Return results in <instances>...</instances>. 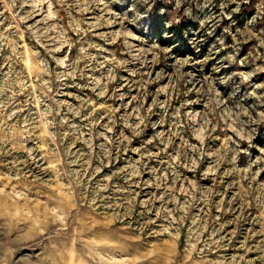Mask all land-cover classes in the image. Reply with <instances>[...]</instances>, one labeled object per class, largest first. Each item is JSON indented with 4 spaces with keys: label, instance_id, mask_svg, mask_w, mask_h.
Returning a JSON list of instances; mask_svg holds the SVG:
<instances>
[{
    "label": "rangeland",
    "instance_id": "374dc122",
    "mask_svg": "<svg viewBox=\"0 0 264 264\" xmlns=\"http://www.w3.org/2000/svg\"><path fill=\"white\" fill-rule=\"evenodd\" d=\"M0 264H264V0H0Z\"/></svg>",
    "mask_w": 264,
    "mask_h": 264
}]
</instances>
